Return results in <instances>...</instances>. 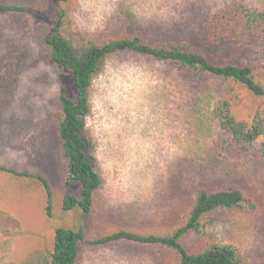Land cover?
<instances>
[{
    "label": "rangeland",
    "instance_id": "rangeland-1",
    "mask_svg": "<svg viewBox=\"0 0 264 264\" xmlns=\"http://www.w3.org/2000/svg\"><path fill=\"white\" fill-rule=\"evenodd\" d=\"M34 7L27 14L2 18L0 66L24 61L15 100L7 117L24 120L19 136L9 125L0 138V163L20 170L47 171L54 189V216L45 212L47 198L40 189L25 190L0 173V208L14 216L21 233L9 255L20 262L31 251L50 248L55 227L76 226L77 210L64 211L67 162L54 123L48 120L57 106L61 85L75 97L70 74H59L43 62L35 65V26L53 15V0H25ZM241 1L264 7V0H71L75 27L89 35L113 28L142 29L153 36L199 40L202 21L226 4ZM17 67V66H16ZM229 84L208 77H192L167 62L121 49L108 59L92 86V112L87 127L97 145L105 184L104 224L130 219L155 227L174 215L182 195L199 184L225 187L239 184L254 194L253 210H218L207 216L205 232L245 253L250 264H264V174L259 163L225 160L216 155L213 104ZM236 110L245 103L233 100ZM72 187V186H71ZM70 187V188H71ZM77 191L73 188V191ZM109 212V213H108ZM81 264H160L154 247L116 242L84 246Z\"/></svg>",
    "mask_w": 264,
    "mask_h": 264
},
{
    "label": "trees",
    "instance_id": "trees-1",
    "mask_svg": "<svg viewBox=\"0 0 264 264\" xmlns=\"http://www.w3.org/2000/svg\"><path fill=\"white\" fill-rule=\"evenodd\" d=\"M53 2V15L35 26L37 53L32 65L43 62L59 74H70L76 88L73 97L61 85L55 100L57 108L48 120L56 125L67 162L69 190L64 192L62 209L77 210L81 217L74 227H55L52 247L35 249L16 262L9 255L15 235L22 231L21 224H11L14 216L0 208V264H81L84 246L104 247L120 241L157 248L162 253L160 264H250L237 246L205 232L207 216L215 211L256 208L254 194L239 184L197 185L192 193L182 195V202L172 209L173 217L152 228L130 219L104 224L108 217L103 200L105 180L86 119L92 112L94 80L104 71L110 56L121 49L142 54L194 78L228 83L226 93L213 104L214 150L228 161L259 163L264 174V7L230 2L207 15L200 25L199 40L190 41L129 29L131 22L89 35L76 29L71 0ZM34 10L25 0H0V30L2 18ZM18 62L12 67L0 66V138L7 124L11 137L19 136L25 128L19 116L7 117L15 100L18 76L27 68L26 62ZM233 100L245 103L246 111L236 110ZM0 173L22 189L44 191V210L54 216L55 192L47 171L35 173L0 163Z\"/></svg>",
    "mask_w": 264,
    "mask_h": 264
}]
</instances>
